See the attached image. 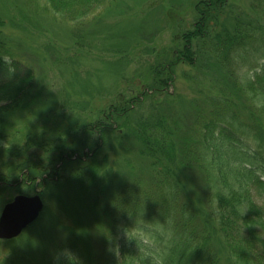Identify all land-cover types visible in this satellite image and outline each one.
Wrapping results in <instances>:
<instances>
[{
    "label": "trees",
    "instance_id": "trees-1",
    "mask_svg": "<svg viewBox=\"0 0 264 264\" xmlns=\"http://www.w3.org/2000/svg\"><path fill=\"white\" fill-rule=\"evenodd\" d=\"M44 1L51 13L70 22L98 14L103 3L109 2ZM232 1L236 2L195 3L192 27L182 29L148 65L150 85L144 87L142 98L119 97L94 122L75 125L64 117L62 125L35 136L28 132L24 145L0 138V187H7L11 179L30 187L47 175L40 183L46 190L60 184L69 187L70 182L83 194L90 195L92 189L95 203L86 194L82 201L79 194L70 197L73 213L87 208L97 211L100 197L107 196L129 217L108 213L109 235L103 238L110 240L118 230L125 233L134 223L152 238L155 228L150 230L144 221L160 224V235L155 238L160 239V264H264V0H249L247 11L238 15ZM151 14L136 27L145 28ZM1 19L0 35L5 26ZM167 27L158 19L157 32ZM143 41L147 39L137 40ZM10 44L9 38L0 40V116L19 109H34L36 115L44 107L51 112L59 104L64 107V91L61 101L53 89L39 86L35 70L18 58ZM58 61L57 67L65 69ZM181 78L190 84L194 99L184 100L174 91ZM80 94L87 92L76 96L85 97ZM157 96L160 99L150 113L160 112V117L156 125H150L136 111L137 102ZM130 133L135 139L129 138ZM104 147L121 153L136 151L149 160L150 176L129 181L123 173L125 185L105 194L108 183L101 182L100 176L107 173L108 156L98 159ZM33 148L50 157L37 165L32 160L18 163V172L2 170L7 158L20 159ZM120 163L131 168L126 159ZM98 182L103 183L100 193L94 190ZM197 184L205 187L202 199L195 196L193 185ZM84 200L88 207L80 206ZM107 207L102 209L106 213ZM121 243L123 264H154L149 261V242L126 237Z\"/></svg>",
    "mask_w": 264,
    "mask_h": 264
},
{
    "label": "rangeland",
    "instance_id": "rangeland-1",
    "mask_svg": "<svg viewBox=\"0 0 264 264\" xmlns=\"http://www.w3.org/2000/svg\"><path fill=\"white\" fill-rule=\"evenodd\" d=\"M198 1L109 0L103 3L98 14L78 22L63 21L59 15L47 9L44 0L0 1V17L5 24L0 40L9 38L10 48L18 58L35 70L39 86L46 85L53 89V94L57 93L61 101L64 100V91L67 98V104H63L64 107L59 104L54 112L44 107L36 115L34 109L30 108L2 114L0 138L6 142L24 145L28 132L35 136L37 132L41 133L58 126L57 124L66 123L65 118H70L75 125L94 122L103 117L108 107L117 102L119 97L142 98L144 87L150 85L148 65H153L156 52L169 48L182 29L192 27L195 20L194 5ZM232 2L236 15L247 11L249 0ZM150 13V22L146 23L145 28L136 27L139 20L149 17ZM158 19L169 25L161 33L156 31ZM149 25L151 30L147 32ZM179 26L181 27L178 28ZM143 36L146 38H142ZM139 39L147 41L140 44L137 42ZM135 44L140 46L136 47ZM153 49L156 50L151 53ZM57 59L61 67L65 64V69L57 67ZM142 76L144 77L140 79ZM174 91L184 100H192L196 96L190 89V84L182 78L178 80ZM78 92L87 94H80L85 97H78ZM159 99L160 96H157L137 102L139 106L136 111L146 119L150 108H155ZM114 145L117 143L114 142ZM27 151L20 159L5 158L7 164L2 170L18 172V163L32 160L37 165L44 158L50 157L37 148ZM121 152L122 150L111 151L109 147L100 151L98 159L108 156L107 173L104 176L101 173L100 176L101 182L108 183L105 190L108 192L105 194L116 193L118 187L125 185L123 173L128 175L129 181L150 176L149 160L138 155L136 151ZM122 159L130 162L131 168L121 167ZM103 183L98 182V189L94 190L100 193ZM29 186L20 185L16 179H11L7 187H0V214L3 205L20 193H41L46 206L38 222L21 236L18 243L0 240V264H123L120 249L121 242L127 237L126 232L120 233L118 230L117 236L107 239L108 245L105 243L106 238H103L109 235L107 214L113 215L114 211L120 217L121 206L117 202H108L109 198L102 195L97 202L100 210L98 215L92 212V208L73 213L74 206L68 203L71 201L70 197L79 194L82 201L86 194L78 187L70 190L68 185L64 187L60 184L57 185L59 188L50 191L38 182ZM193 186L196 198L202 199L205 196V187H199L198 184ZM89 192L90 195H86L90 203H95L94 192L92 189ZM113 199L114 195L111 200ZM114 203L117 204L115 210L112 207ZM105 206H109L107 213L102 210ZM145 223H148L150 230L155 228L154 237L151 238L138 226L126 231L131 237H140L149 242L152 247L149 261L160 264V239L155 240L160 235V224L144 221ZM54 245L57 246L53 250ZM106 252L109 255L107 258ZM82 256L85 261H82Z\"/></svg>",
    "mask_w": 264,
    "mask_h": 264
},
{
    "label": "water",
    "instance_id": "water-1",
    "mask_svg": "<svg viewBox=\"0 0 264 264\" xmlns=\"http://www.w3.org/2000/svg\"><path fill=\"white\" fill-rule=\"evenodd\" d=\"M43 201L37 195L33 197L20 195L7 204L0 217V238L12 239L40 215Z\"/></svg>",
    "mask_w": 264,
    "mask_h": 264
},
{
    "label": "bare ground",
    "instance_id": "bare-ground-1",
    "mask_svg": "<svg viewBox=\"0 0 264 264\" xmlns=\"http://www.w3.org/2000/svg\"><path fill=\"white\" fill-rule=\"evenodd\" d=\"M160 117V112H157L155 115H153V114H148V116H146V118H148V122H147V124H153V125H156L157 123V121H158V118ZM129 138H131V139H135V135L133 134V133H130L129 134ZM138 144V143H137ZM75 187H78L74 182H70L69 183V188H70V190L71 189H73V188H75ZM80 196V195H79ZM76 197H78V196H76ZM86 203V204H85ZM88 205H89V202H88V200H84V203L82 202V203H80V206H85V207H88ZM132 208V207H131ZM133 208H136V207H133ZM100 210H99V208H97V211H95V210H93L92 212L93 213H97V212H99ZM119 215H120V219H122V218H128L129 217V215H127V211L125 210V209H123V208H121L120 209V211H119ZM122 217V218H121ZM32 224H34V222L32 223ZM107 240V239H106ZM56 246L57 245H54L53 247L54 248H52L53 250L56 248ZM56 251V250H55ZM107 254H108V252H107ZM121 254H122V256H121V258H122V260H124L125 258H124V255H123V253H122V251H121ZM92 257H93V254H92ZM81 259H82V261H85L86 259L82 256L81 257ZM74 260V259H73ZM75 261H77V260H75Z\"/></svg>",
    "mask_w": 264,
    "mask_h": 264
},
{
    "label": "clouds",
    "instance_id": "clouds-1",
    "mask_svg": "<svg viewBox=\"0 0 264 264\" xmlns=\"http://www.w3.org/2000/svg\"><path fill=\"white\" fill-rule=\"evenodd\" d=\"M133 227H136V224L134 223L133 226L129 227V228H133ZM126 236L129 238V239H135V237H131L129 236L128 232L126 231Z\"/></svg>",
    "mask_w": 264,
    "mask_h": 264
}]
</instances>
